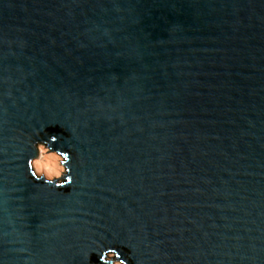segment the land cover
<instances>
[{
    "label": "water",
    "instance_id": "obj_1",
    "mask_svg": "<svg viewBox=\"0 0 264 264\" xmlns=\"http://www.w3.org/2000/svg\"><path fill=\"white\" fill-rule=\"evenodd\" d=\"M109 249L264 264V0H0V264Z\"/></svg>",
    "mask_w": 264,
    "mask_h": 264
},
{
    "label": "clouds",
    "instance_id": "obj_2",
    "mask_svg": "<svg viewBox=\"0 0 264 264\" xmlns=\"http://www.w3.org/2000/svg\"><path fill=\"white\" fill-rule=\"evenodd\" d=\"M56 139V136L50 138L52 142ZM35 148L38 154L28 160L29 169L35 178L43 180L46 184H55L57 187L71 182L72 177L68 175L71 171L68 165L71 156L68 152L53 150L49 141H37ZM107 256L112 260V264H127L126 260L117 258L119 253L116 249H109Z\"/></svg>",
    "mask_w": 264,
    "mask_h": 264
},
{
    "label": "rangeland",
    "instance_id": "obj_3",
    "mask_svg": "<svg viewBox=\"0 0 264 264\" xmlns=\"http://www.w3.org/2000/svg\"><path fill=\"white\" fill-rule=\"evenodd\" d=\"M106 258H108L109 259V257L106 255Z\"/></svg>",
    "mask_w": 264,
    "mask_h": 264
}]
</instances>
